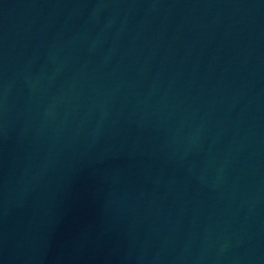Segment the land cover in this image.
Masks as SVG:
<instances>
[{"label":"water","instance_id":"obj_1","mask_svg":"<svg viewBox=\"0 0 264 264\" xmlns=\"http://www.w3.org/2000/svg\"><path fill=\"white\" fill-rule=\"evenodd\" d=\"M0 264H264V0H0Z\"/></svg>","mask_w":264,"mask_h":264}]
</instances>
